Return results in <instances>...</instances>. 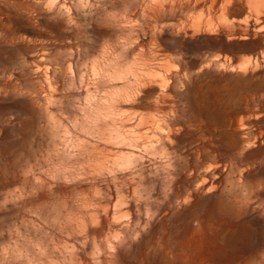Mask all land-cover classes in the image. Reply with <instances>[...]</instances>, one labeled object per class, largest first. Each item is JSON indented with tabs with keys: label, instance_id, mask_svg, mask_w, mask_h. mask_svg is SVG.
Masks as SVG:
<instances>
[{
	"label": "rangeland",
	"instance_id": "obj_1",
	"mask_svg": "<svg viewBox=\"0 0 264 264\" xmlns=\"http://www.w3.org/2000/svg\"><path fill=\"white\" fill-rule=\"evenodd\" d=\"M231 19L0 0V264H264V32ZM110 131L141 154L100 158Z\"/></svg>",
	"mask_w": 264,
	"mask_h": 264
},
{
	"label": "bare ground",
	"instance_id": "obj_2",
	"mask_svg": "<svg viewBox=\"0 0 264 264\" xmlns=\"http://www.w3.org/2000/svg\"><path fill=\"white\" fill-rule=\"evenodd\" d=\"M196 2H202L203 4H208L210 8L217 6L222 13H225L226 15H230L232 17L230 22L231 23L230 25L232 26V30L231 32L229 31L225 32V37L227 41L244 40L250 35L259 36L264 32V0H195V3ZM167 7L172 8L173 4H168ZM229 12L231 13L229 14ZM196 35H197V30L193 28L190 31V37L193 38ZM137 82H138L137 84L143 89L156 88L159 95L163 96L162 93L164 91L163 87L165 84H163L162 82L153 81L149 78H143ZM112 120L114 121V119ZM129 123H130L129 121H124L122 122L121 127L122 128L130 127ZM142 125L144 126V124ZM116 129L118 130L117 127ZM149 132H151L150 127L149 128L145 127L143 129L144 134H147ZM120 138H122L120 133H117L114 136L111 134V131L110 133H104L103 136L104 141L102 140L96 143V146L98 148L97 150H99L101 154L100 158L105 160L108 159V157L112 158L120 154H126L127 156L133 157L135 159L139 156V154H141L138 148L124 146V144L119 145L121 142L112 143V141L114 140L115 141L121 140ZM257 197L258 194H256L251 188L247 187L246 185H243V193L236 195L235 200L236 202L240 203V205H242L243 208H248L250 202H254L257 199Z\"/></svg>",
	"mask_w": 264,
	"mask_h": 264
}]
</instances>
